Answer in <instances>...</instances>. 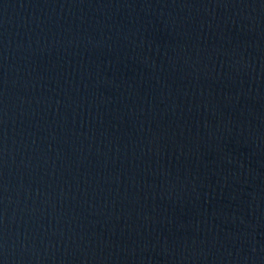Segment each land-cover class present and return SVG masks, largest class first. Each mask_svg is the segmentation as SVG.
<instances>
[{
	"label": "water",
	"instance_id": "water-1",
	"mask_svg": "<svg viewBox=\"0 0 264 264\" xmlns=\"http://www.w3.org/2000/svg\"><path fill=\"white\" fill-rule=\"evenodd\" d=\"M0 264H264V0H0Z\"/></svg>",
	"mask_w": 264,
	"mask_h": 264
}]
</instances>
